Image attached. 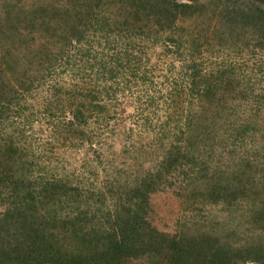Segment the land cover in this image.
<instances>
[{
    "label": "trees",
    "instance_id": "16d2710c",
    "mask_svg": "<svg viewBox=\"0 0 264 264\" xmlns=\"http://www.w3.org/2000/svg\"><path fill=\"white\" fill-rule=\"evenodd\" d=\"M2 4L0 201L8 206V202L16 204L18 210L14 214L0 216V264H101L102 259L108 260L104 264H126L142 255L151 264L264 262V249L260 245L234 246L207 236L182 235L169 239L152 229L145 213H140V203L145 205L144 201L165 175V168L182 164L184 173L191 168L190 162L198 160V154L209 153L212 148L209 142L220 137L222 130L226 129L227 118H230L221 110L225 102L236 101L238 106H242V109L232 111L234 115L246 112L250 117L255 114L254 107L248 105L250 100L258 103V96L253 92L254 84L240 88L244 92L237 96L234 93L238 91L235 90L229 95L223 93V86L227 88L232 84V77L226 75V69L205 74L202 60L205 53L208 56L221 53L241 55V52L255 51L264 55V0H4ZM85 26L90 35H84ZM85 36L92 40L85 41L89 45L87 48L83 42ZM73 41L80 46L76 49L79 55L78 76L75 82L64 88L54 81V68L63 58L66 61ZM154 45L174 49L178 55L180 76L187 83L181 87L174 81L164 89L157 82L163 94H156V90L154 98L148 97L150 104L154 99L159 100L158 105L169 103L172 106L174 102L177 109L182 101L188 103L185 115L182 117L180 112L173 121L171 130L177 144L169 146L162 158L159 157V166L145 165L143 176L137 175L132 182H122L118 176L115 181L118 188L126 183L133 192L122 198L118 189V201L114 202L111 211L107 210L101 216L112 221L111 226L104 234L84 226V234L80 235L81 245L87 251L63 252L64 246L56 242L54 245V235L48 234L41 223L35 222L39 204L48 201L59 205L68 199L65 198L68 194L48 187L67 184L57 179L41 182L43 189L39 191L33 187L36 179L30 174L38 170V162L28 154V150L25 152L21 142L15 143L13 130L8 131L4 124L8 119L6 115L12 116L13 107L22 109L19 98L47 88L46 97L43 94L42 98L43 110L46 109L43 112L45 117L55 120L53 128L56 135L67 143L73 138L88 143L83 138V127L90 126L87 122L90 118L103 115V101L115 97L119 86H124L122 90H128L131 84L151 88L152 78L149 79L145 67V53ZM97 47H101L100 54L91 59L92 64L86 63L89 58L84 57L97 53ZM105 75L114 82V88H99L96 81ZM215 77L220 84L224 79L227 82L219 87L213 80ZM48 78L52 80L49 82ZM149 89L145 87L144 93ZM166 113L170 118L169 112ZM15 114L24 119V125L29 122L25 114L18 111ZM66 114L70 115L71 121H62ZM165 123L168 125L167 121ZM201 166H192L194 174L188 185L195 191L202 181L199 178ZM214 185L208 196L212 195L213 203H217L224 199L223 191L217 188L218 182ZM237 185L233 188L230 184L225 189V197L245 196L247 189L243 184ZM74 191L77 189L70 190ZM5 193L6 199H3ZM251 205L252 212L256 214L259 209ZM259 208L264 210V201L259 203Z\"/></svg>",
    "mask_w": 264,
    "mask_h": 264
},
{
    "label": "rangeland",
    "instance_id": "374dc122",
    "mask_svg": "<svg viewBox=\"0 0 264 264\" xmlns=\"http://www.w3.org/2000/svg\"><path fill=\"white\" fill-rule=\"evenodd\" d=\"M3 1L0 0L2 5L0 12L4 8ZM86 34L90 35L85 26L84 35ZM86 40L92 42L85 36L83 42ZM72 44L66 61H63L65 59L63 58L54 68V81L64 88L75 82L78 76L76 66L79 65V55L76 49L80 46L75 41ZM85 45L86 48L89 47L87 43ZM93 45L89 49L90 52ZM163 46L154 45L145 53L147 58L145 67L149 79L152 78L151 88L131 84V88L122 90L124 86H119V92L117 91L115 97L103 101L105 107L103 115L90 118L87 121L90 126L83 127V138L88 143L78 142L80 139L75 138L67 143L56 135L53 128L55 120L45 117L43 112L46 109L43 110L45 106L42 98L44 95L46 97L47 88H40L29 97L19 98L22 109L16 110L17 108L13 107L12 116L6 115L8 119L4 124L9 128L8 131L13 130L15 143L21 142L25 146V152L28 150V154L34 156L38 162V170L35 169V172L30 174L36 179L33 187L39 191L43 189L41 182L57 179L67 184L63 187L58 184L48 187L57 188L68 194L65 196L68 199L59 205L57 202L51 204L48 201L39 204L37 207L39 215L35 222L41 223L48 234L54 235V245L56 242L57 245L64 246L63 252L74 254L78 251H82L81 253L87 251L86 247L83 249L81 245L80 235L84 234V226L89 230H98L102 234L111 226L113 222L106 221V218L101 216L107 210L111 211L115 201H118L116 196L120 188L115 183L118 176L122 182L125 180L132 182L137 175L143 176L145 165L159 166L164 151L169 146L177 144L171 130L174 128L173 121L176 116H180L178 115L180 112L182 117L185 115L189 109L188 103L182 101V105L177 109L174 102L172 106H169V103L158 105L157 99H154L152 104L148 102L149 96L154 98V91L157 90L156 94H163L158 83L164 89L174 81L177 86H187L180 76L178 55L174 49ZM96 52L84 57L89 58L86 63L92 64L91 59L100 54L101 47H97ZM202 62L205 74L216 69L218 71L226 69V75L232 77V84L227 88L223 86V93L229 95L235 90L238 91L234 93L237 96L244 92L242 89L254 84L253 92L255 96L257 94L260 105L253 100L248 102V105L255 109V114L249 117L246 112L232 114V111L242 109L236 101L225 102L221 110L230 118H227L226 129L222 130L220 137L209 142L212 146L209 153L206 151L198 154V160L190 162L191 168L184 173L182 164L171 168L166 164L165 175L158 181L160 183L150 193L146 202L144 201L145 205L140 203L142 207L140 213H145V219L152 229L167 235L169 239L182 235L207 236L219 239L224 244L245 247L260 245L264 249V210L259 208V203L264 201V55H258L255 51L241 52V55L221 53L208 56L205 53ZM84 78L88 80L87 76ZM48 80L50 82L52 78ZM213 80L219 87L227 82L224 79L220 84L218 77ZM96 83L103 90L114 88L112 85L114 82L108 79V75L100 77ZM236 84L239 87H233ZM145 87L149 89L148 93H144ZM17 111L28 116L29 122L26 125L22 123L24 119L15 114ZM166 112H169L170 118ZM61 119L64 122L71 121L70 115L67 114ZM18 138L20 140L16 141ZM98 157L100 162L97 161ZM197 164L202 165L200 173L202 177L199 175L202 181L195 191L188 183L194 174L192 166ZM216 182L219 184L217 188L223 191L222 197L225 200L213 203V196L209 197L208 193H212ZM230 184L234 186L233 188L238 187L237 184H243L247 189L246 195H235L236 197L227 195L226 198L225 189ZM73 188L77 189V192H70ZM132 192L126 183L120 189L122 198L132 195ZM3 199H6V193ZM132 199L134 200L133 197ZM8 204L9 206L0 201V216L17 212L16 204L9 202ZM251 204L259 209L256 214L252 212ZM78 256L83 258L80 254ZM107 261L102 259L100 263L104 264ZM93 263L95 262H91ZM126 264L151 263L146 262V256L142 255Z\"/></svg>",
    "mask_w": 264,
    "mask_h": 264
}]
</instances>
